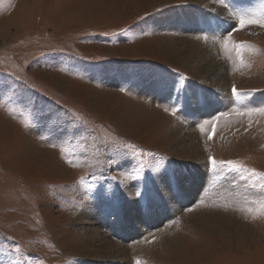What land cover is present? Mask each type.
Returning a JSON list of instances; mask_svg holds the SVG:
<instances>
[{"label":"rangeland","instance_id":"rangeland-1","mask_svg":"<svg viewBox=\"0 0 264 264\" xmlns=\"http://www.w3.org/2000/svg\"><path fill=\"white\" fill-rule=\"evenodd\" d=\"M241 17L264 0H0V264H264V26Z\"/></svg>","mask_w":264,"mask_h":264},{"label":"bare ground","instance_id":"bare-ground-1","mask_svg":"<svg viewBox=\"0 0 264 264\" xmlns=\"http://www.w3.org/2000/svg\"><path fill=\"white\" fill-rule=\"evenodd\" d=\"M217 66H219V65H216L215 67H217ZM219 69H221L220 68V66L218 67ZM218 68H216V69H218ZM218 71V70H217ZM220 71V70H219ZM223 72V71H222ZM221 76V75H220ZM185 142H186V144H185V146H189V148H190V151H191V153L192 154H196V155H198L199 157H200V159L203 157V155H202V150L196 145V143H194V144H191V141L190 140H188V139H186L185 140ZM198 162V161H197ZM204 163V162H203ZM211 177V176H210ZM193 185V184H192ZM182 187V186H181ZM181 191H183L184 192V196H185V194H186V196L185 197H183L184 199H186V198H188V194L187 193H185L186 191H190V189H188V187H182V189H181ZM171 194V193H170ZM164 195H166V194H164ZM167 196V195H166ZM167 198H168V196H167ZM128 200V199H127ZM171 201H172V199H171V197H170V199H169V201H168V204H170L171 205ZM134 203V202H133ZM152 209V208H151ZM87 213V212H86ZM85 213V214H86ZM121 213V214H120ZM120 215L122 216V215H124V216H126V218H128V219H132L133 221H134V218H137V215H135L134 213H135V208L132 206V203H124V207H123V210H121L120 211ZM144 213V212H143ZM141 214V213H140ZM119 215V216H120ZM153 215V214H152ZM95 217H96V215H95ZM161 217H163V216H161ZM85 218V217H84ZM173 219V218H172ZM119 220V219H118ZM125 220V219H124ZM126 221H128V220H126ZM94 222V221H93ZM81 223H83V222H81ZM121 223H123V222H121ZM137 223V222H136ZM123 229V228H122ZM87 237H86V242H92V241H96L97 242V240H101L102 241V243L100 242V248L101 249H105L106 251H113V253H116L117 255H119V256H122V258H123V256H126L127 255V249H126V247H124V246H121L119 243H115V242H113V241H109V240H106L105 239V237L102 235V233H101V231H100V229H98L97 227H90V229H89V231H88V234L86 235ZM173 239V238H172ZM99 245V244H98ZM158 245V244H157ZM172 246H173V244H172ZM137 247L138 246H136V249H137ZM139 248V247H138ZM141 248V247H140ZM172 249V248H171ZM137 250H139V249H137ZM143 250V249H142ZM144 251V250H143ZM145 251H147L146 249H145ZM160 252V251H159ZM174 252V251H173ZM152 256V255H151Z\"/></svg>","mask_w":264,"mask_h":264},{"label":"snow or ice","instance_id":"snow-or-ice-1","mask_svg":"<svg viewBox=\"0 0 264 264\" xmlns=\"http://www.w3.org/2000/svg\"><path fill=\"white\" fill-rule=\"evenodd\" d=\"M220 2L221 3H223V0H220ZM240 24H241V27H243V26H245L246 24H260L261 26H264V20H259V21H257V20H245L243 17H241L240 18ZM2 87H3V85L2 84H0V89H2ZM233 93L234 94H236V95H238V93H237V90L235 89V88H233ZM23 102V101H22ZM256 110H258V111H261V112H264V108H260V109H256ZM173 115H175V112H173ZM210 160H211V164L212 165H216L217 164V161L214 159V158H210ZM220 163H227V164H230V165H232V170L233 171H235V172H242L244 169L242 168V166H240V165H236L234 162H232V161H228V162H220ZM253 171V174L254 175H256L257 173H255V171L254 170H252ZM261 175H264V174H261ZM172 179H174V177L173 178H170V183H171V180ZM138 195H139V193H137ZM15 251H19V249L17 248V249H15Z\"/></svg>","mask_w":264,"mask_h":264}]
</instances>
